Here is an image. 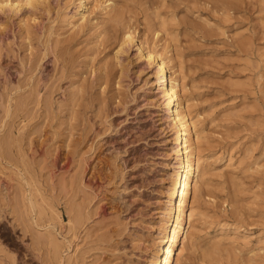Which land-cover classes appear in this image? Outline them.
<instances>
[{"label": "rangeland", "instance_id": "rangeland-1", "mask_svg": "<svg viewBox=\"0 0 264 264\" xmlns=\"http://www.w3.org/2000/svg\"><path fill=\"white\" fill-rule=\"evenodd\" d=\"M191 1L145 0L142 7L148 10L126 0L136 7L131 15L137 37L147 19L158 21L154 14L144 15L152 8L163 18L175 17L173 38L159 33L157 45L169 47L168 55L183 67L191 115L199 116L206 140L202 154L210 165L202 195L193 199V232L199 237L186 242L182 264H264V0ZM63 3L50 0L49 12L0 13V143L10 131L7 136L14 139L10 146L1 143L5 150L0 145V264H50L43 250L46 239H40L46 217L36 218L37 208H27L31 193L61 214L62 229L55 234L70 244L71 264H149L174 166V143L159 94L145 83L152 69L135 60L132 47L128 59L120 55L127 66L120 86L97 84L91 70L104 64L112 72L120 68L112 56L114 45L91 55L93 31L72 32L63 24L58 7ZM56 39L61 40L57 50L64 52L59 61ZM84 56L85 70L80 66ZM78 60L83 62L78 65ZM74 66L82 73L73 75ZM84 77L85 88L75 95ZM74 95L81 96L72 108ZM16 98L23 100L19 111ZM79 203L86 220L69 229L72 206ZM223 221L244 231L220 230ZM215 241L217 246L207 251Z\"/></svg>", "mask_w": 264, "mask_h": 264}, {"label": "bare ground", "instance_id": "bare-ground-1", "mask_svg": "<svg viewBox=\"0 0 264 264\" xmlns=\"http://www.w3.org/2000/svg\"><path fill=\"white\" fill-rule=\"evenodd\" d=\"M137 1H138L137 2L138 4L136 3V5H138V7H140V9L143 5L147 4L145 2V0H137ZM217 1L218 0H216V2ZM190 2H193V1L190 0ZM216 2H215V4H216ZM72 3H74V5H73L74 7H73L72 12L67 11L69 5ZM217 3H219V2H217ZM187 4H188V2H187ZM210 4H212V3H210ZM60 6L61 5H59L58 7H59L60 11H62L61 12L62 15L60 14L61 21L63 22V24L65 23L66 25H68L70 27V29H72V32L75 30H76V32L77 31L78 32L85 31V33H89V35H90V32L93 31V32H91V33H93V35H92L93 41L90 39L92 41L91 42L92 47L89 48V51L91 52V53L90 52L89 53L91 55L93 53H96V52L99 53V51H101L100 47H101V49L102 48L106 49L107 47L114 45L113 49L115 51H114V54L112 56L115 59V62H116L115 64H117V65L119 64L120 68L116 72H112L111 68H109V66L107 64L103 63L104 65H102V66L100 65V67H98V68L96 67L97 71L95 70V68H94L95 71H93V70H91V72L89 71L90 72L89 75L91 73H93L94 80H96L98 82L97 84L103 85V86L105 84V87H106V85H110L111 81H114L116 84H118V86H120L119 84H120V80L122 79L123 73H125V69L127 70V66L125 67V64H123L120 61V55H123V56H125L126 59H128L127 54L132 47H135V49H134L135 50V60L137 62H142V63L146 64V66L151 67V69H152V72L149 74L148 78L145 79V83L146 84L150 83V86H154V88L157 89V94H159L158 95V101H159V106H160L159 107L160 112H161V115L163 117H165L168 121V127H169V130L171 131V134H172L171 142L174 143V146L171 147V154L174 158V166H173V170L169 174V178H168V186H167V191H166L167 201H166V206L164 207V219L158 228V236H159L158 241H156V243L154 245V249H153L154 251L152 252V254L150 256L148 263L149 264H182V259L185 255L186 242H188L190 239L192 241H194L193 240L194 237H199V236L195 235V232H193V229H195L194 223L196 220L194 218L195 208L193 206V199L196 197L197 194L201 193V195H202V192H203L202 184H204L203 179H204V175H206L205 174L206 169H207L206 167L208 166L209 163L206 160L207 157L205 158V156H204L205 154L204 155L202 154L201 141L204 139L203 138L204 134H203V129L199 126V123H201V122H199V118H198L199 116L196 115L197 117H194L191 115V108H190L191 107V104H190L191 99H190L189 94H188L189 92L187 91L188 89L185 88L186 86L184 84V75L182 73L183 67H181L180 63L173 62L175 59L172 60V57L170 55H168V53L170 52V50L168 49L169 47L165 46L164 44H161L160 46H159V44L157 45V40H159V39H157L159 36V33H161L160 35L163 36V38H165V40L167 39L168 36L169 37L172 36V38H173V36H174L173 33L175 31L174 29H176L175 28L176 24L173 26V23H171L173 20H171V19H175V17H173L171 19L170 18L169 19L163 18L160 16V13L158 11L156 12V11H154L155 9L153 10V8H152V10L149 11L148 14H144V15L146 16V15L154 14V16L157 17L158 21L151 23L149 21V19H147V21L145 22L146 24H144V25H146V28L143 29L141 36L137 37L136 36L137 24L133 20L134 16L131 15V14H133L132 11H133L135 5L129 4L128 2H126V0H64L63 6H61V7ZM178 6L179 5H177V7ZM23 8L24 9L27 8L28 11H31V13H33V11H35L37 9H41V10L43 9L45 12L46 11L49 12L50 8H51V4H50V0H0V13H2L3 15L4 14L5 15L6 14L17 15L18 13L21 12V10H23ZM142 8H146V7H142ZM147 8L149 10L150 6ZM210 9H211V7H210ZM217 9H218V7H217ZM223 10L225 11V9H223ZM145 20H146V17H145ZM178 21H179V19H178ZM150 30H151L150 35H152L151 38L148 37V33L150 32ZM72 32H70V33H72ZM75 35H76V33H74V36ZM69 36L70 35H68V37ZM71 37L74 38L72 35H71ZM65 39L67 42V40L69 38L67 39V37H66ZM50 40L51 39L49 38L48 41H50ZM87 40H89V39H87ZM54 41H55V44H54L55 48L54 49L56 50L54 56H55V59H57V61H59V59H58V58H60L59 56L62 57V54L64 52H61V53L59 52L63 48L59 49V51L57 50V45H58V43L61 42V40L56 39ZM63 41H65V40H63ZM47 46H48V44H47ZM63 47H67V46H63ZM52 52H54V51H52ZM86 52L88 53V51H85V53ZM85 53H83V54H85ZM96 56H97V53H96ZM64 57H65V55H64ZM73 57H75V56H73ZM87 57H88V55L86 56V58ZM66 58L68 59V57H66ZM83 58L85 59V56ZM60 59H62V58H60ZM84 59H83V61L85 63L83 61H82L83 62L82 63L81 61L78 60L79 62L77 61L76 64L81 62L82 65H80V66L81 67L84 66V64H87V62H88V61H86L87 59H85V60ZM89 60L91 62V59H89ZM74 61H75V59L73 60V62ZM64 62H65V60H64ZM64 62H63V64H65ZM66 65H67V63H66ZM66 65H64V66H66ZM76 66H74L76 68L75 71H72V74L75 76L82 73L81 68L76 67ZM92 66H91V69H92ZM74 67H71V69H73ZM85 67H86V65L84 66V70H85ZM77 68H79V70H77ZM88 70H89V68H88ZM86 74H88V73L86 72ZM85 76H87V75H85ZM87 77H84L82 82L80 83V85H78L76 87V91L74 93L75 95L78 93H81L83 91V89L85 88L84 82L87 80ZM48 89H49V87H48ZM28 94H30V93H28ZM28 94H27V97H28ZM75 95L73 97H71V99H70L71 104H72L70 106H72V108L74 107V105L77 104V102L81 96V95H79V96L78 95L75 96ZM49 97H50V95H49ZM114 97H116V96H114ZM18 98H19V96H18ZM18 100L19 99H17L15 101L16 102L15 104L13 102L12 103L15 105V109L19 111V109L22 106L23 100H21L22 102H20V100L18 102ZM29 100H31V99H29ZM45 100H46V98H45ZM46 101H48V100H46ZM38 102H39V100H38ZM49 105H50V103H49ZM43 106H46V105H43ZM50 107H51V105H50ZM44 108H46V107H44ZM48 110H47V112H48ZM18 111H16V112H18ZM9 112L10 111L7 110L6 113H9ZM23 112H24V110H23ZM49 112L51 113L50 110H49ZM49 112H48V115H49ZM68 115H66V116L68 117ZM49 116H51V115H49ZM70 117L72 119L73 118L77 119L75 117V115H72V114L70 115ZM10 118H11V114H10ZM65 119H67V118H65ZM67 125H70V123ZM10 133H12V132L10 131ZM10 133H8V134H10ZM8 134H5L6 136L1 138L2 139L1 143L5 142L7 145L10 146L11 140L13 139L12 137H10V135L12 136L13 133L10 134L9 136H7ZM17 137L18 136H16L15 138H17ZM18 140H20V138ZM18 142H20V141H18ZM1 143H0V145H1ZM14 144H15V142H14ZM3 146H4V144H3ZM19 146H20V144L18 145V149H20ZM6 148H8V147H6ZM3 149L5 150V146L3 147ZM9 149H11V148L9 147ZM20 151H21V149H20ZM6 153H7V151L5 152V155H6ZM16 153L20 154L17 151H16ZM22 154H20V155H22ZM24 156H26V155H24ZM14 157L16 158V156H14ZM9 159H11V158H9ZM21 160H22V158H21ZM25 161H27V160H25ZM80 182H83L82 179ZM27 184H28V182H27ZM86 184H85V186H86ZM79 185H81V184H79ZM78 187L80 188V186H78ZM80 189H82V188H80ZM72 197H74V196H72ZM190 198L192 199L191 201H190ZM26 200H27V208H30V210L37 208L36 218L41 216V215H44L46 217V221L44 220L45 225H43L44 231H43V233L40 232L41 233L40 239L42 237L44 239H46L45 243L43 245V246H46V249H43V250H46V254H47L46 259H48L50 264H71L73 254H69V252H68V250L70 248V246H69L70 244L65 245L64 241L60 240L55 234L56 228L57 229H58V227L61 228V226L63 225V219H62L59 211L55 208V206H53L51 203L46 202V200L43 198L41 200V203H39L40 200L39 199H38L39 201L36 200L32 196V193L29 196L27 195ZM75 202L76 201H74V203ZM68 203H69V201H68ZM85 204H87V203H85ZM72 205H74V204H72ZM186 208H188V209H186ZM72 209H73V215H71V218H69V220L66 222L69 229H71L73 227V224H76V223L79 224L78 226L82 225L84 223L85 217L87 216V215L86 216L84 215L85 214L84 213V205L82 206V204H80V203L72 206ZM26 211H28V210H26ZM187 211H188V213H187ZM70 212H71V210H70ZM68 214H69V212H68ZM32 222L37 224V220H35V217H34V221H32ZM32 222H31V224H33ZM219 223H221V222H219ZM33 225H35V224H33ZM221 225H222V227L220 228V230H224V229L226 230L227 228H232L231 226H233V225L229 224V222L227 223L226 221L225 222L223 221V223ZM75 227L76 226H74V229H75ZM233 227H234L233 229L236 232L244 231V229L241 226L237 225V226H233ZM257 236H259V235L257 234ZM35 240H36V238H35ZM178 242L181 244V246H180V248L176 247V249H175V246L177 245ZM217 242H219V241H217ZM216 244L217 243L215 241V242H212L210 245H206L207 251H208V248H210L211 246L213 248H215L217 246ZM207 251L205 253H207ZM45 262H47V261L45 260Z\"/></svg>", "mask_w": 264, "mask_h": 264}]
</instances>
